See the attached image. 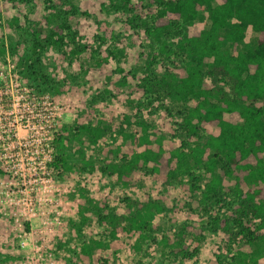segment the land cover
Returning a JSON list of instances; mask_svg holds the SVG:
<instances>
[{"label": "rangeland", "instance_id": "rangeland-1", "mask_svg": "<svg viewBox=\"0 0 264 264\" xmlns=\"http://www.w3.org/2000/svg\"><path fill=\"white\" fill-rule=\"evenodd\" d=\"M124 1L0 0V104L5 86L9 84L12 91L11 84L16 83L14 93L26 87L34 96H41L38 100L48 95L53 101L57 116L53 139L63 124L73 128L65 141L72 168L61 175L62 168L49 163L52 180L47 192L52 201L36 202V214L23 203L25 197L35 199V192H22L26 187L21 178L4 172L7 162L0 160V264H48L52 260L54 264H232L236 251L250 249L226 244L223 232L209 228L211 217L226 214L228 208L205 199L203 191L210 179L205 166L191 167L194 175L179 170L172 183L147 168L134 170L129 184L120 182L117 174L101 170L102 147L114 142L122 145V151L107 159L117 166L125 154L135 150L124 133L135 132L138 121L150 124L151 139L138 151L163 149L169 156L180 148L190 150L183 142L187 137L180 124L181 104L172 102L168 89L159 92L143 80L145 71L151 79L155 78L152 73L161 76L168 69L178 70L176 56L162 53V41L175 47L180 36H163L162 40L150 36L143 20L131 22L136 15L149 20L156 8L149 9L147 0ZM56 24L66 25L64 40L58 45L46 41ZM210 24L205 13L188 24L189 33ZM257 36L249 27L246 40L254 42ZM89 122L104 129L97 142L77 130L78 124ZM218 132L207 125L187 143L193 147ZM13 148L10 145L7 151ZM198 174L201 181L194 180ZM192 183L202 188L191 190ZM226 191L225 201H231V191ZM128 198L130 202L151 199L162 206L153 225H147L143 233L132 232L122 217L129 213ZM99 211L116 218L102 219ZM178 241L190 250L199 247V253L193 259L184 258ZM88 245L91 249L84 253Z\"/></svg>", "mask_w": 264, "mask_h": 264}, {"label": "trees", "instance_id": "trees-1", "mask_svg": "<svg viewBox=\"0 0 264 264\" xmlns=\"http://www.w3.org/2000/svg\"><path fill=\"white\" fill-rule=\"evenodd\" d=\"M147 1V7L156 8V13L149 20L136 15L131 24H136L135 20L140 18L150 36L159 39L180 36V39L175 47L165 43L166 39L162 41V53L176 56L178 70L168 69L161 76L152 73L155 78L151 79L145 71L143 80L159 92L168 89L172 102L181 104L183 121L180 124L187 137L183 142L190 150L180 148L169 156L163 149L156 151L146 147L138 151L151 140L150 124L138 121L135 132L124 133L127 141L132 139L130 143H134L135 150L125 154L122 164L117 166L118 163L108 160L122 151V145L114 142L112 146L102 147L101 170L117 174L120 182L129 184L134 170L147 168L172 183L179 170L194 175L191 167L205 166L210 177L203 191L205 199L228 208L226 214L211 217L209 228L223 232L225 243L230 246H250L249 250L236 251L232 264H264V0ZM129 2L125 0L124 4ZM205 13L210 26L196 27L189 33L188 24ZM65 26H53L46 41L62 43ZM249 27L258 32L254 42L246 40ZM37 44L44 46L39 40ZM207 125L218 128V134L210 133L206 141L193 147L187 143L200 136ZM72 130V125L63 124L53 139L56 151L51 164L62 168L61 175L72 168L65 153V141ZM77 130L87 134L93 142L104 136L101 125L90 122L78 124ZM188 159L194 163L186 164ZM202 179L199 174L194 176L196 181ZM195 188L202 187L192 183L191 190ZM227 189L233 196L231 201H225ZM82 196L87 199L85 191ZM127 200L130 202L129 198ZM129 205V213L122 217L130 223L129 229L134 233H143L147 225H153L162 210V206L151 199L131 200ZM109 216L116 218L109 214H102L101 218ZM177 244L186 259H193L199 253V247L190 250L181 241ZM88 248L91 246L84 247V253Z\"/></svg>", "mask_w": 264, "mask_h": 264}, {"label": "built area", "instance_id": "built-area-1", "mask_svg": "<svg viewBox=\"0 0 264 264\" xmlns=\"http://www.w3.org/2000/svg\"><path fill=\"white\" fill-rule=\"evenodd\" d=\"M15 85L11 84V91L7 84L1 92L0 160L7 162L4 172L13 174L16 179L19 176L22 187H30L29 190L20 189L22 192H35V199L31 197L28 201L25 197L23 203L32 214H36V202L43 205L48 200L52 201L47 192V183L52 180L48 177V165L55 153L53 126L57 116L48 95H45V100H38L41 96H34L26 87H19L14 93ZM20 130H24L25 134L21 135ZM10 145H13L11 151L14 152L7 151ZM17 147L23 152L15 151ZM48 264H54V260L51 263L48 261Z\"/></svg>", "mask_w": 264, "mask_h": 264}]
</instances>
